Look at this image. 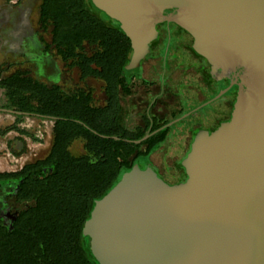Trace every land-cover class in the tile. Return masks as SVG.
I'll list each match as a JSON object with an SVG mask.
<instances>
[{"label": "water", "instance_id": "95a60500", "mask_svg": "<svg viewBox=\"0 0 264 264\" xmlns=\"http://www.w3.org/2000/svg\"><path fill=\"white\" fill-rule=\"evenodd\" d=\"M130 38L128 71L173 17L215 68H244L233 118L200 132L170 185L137 165L101 200L85 225L100 264H264V0H91ZM146 135L143 139L147 138ZM137 140V142H141Z\"/></svg>", "mask_w": 264, "mask_h": 264}, {"label": "trees", "instance_id": "16d2710c", "mask_svg": "<svg viewBox=\"0 0 264 264\" xmlns=\"http://www.w3.org/2000/svg\"><path fill=\"white\" fill-rule=\"evenodd\" d=\"M166 13L164 18L171 24L173 19L168 18L174 14ZM41 18L46 27L52 26L48 50L65 61L72 59L85 75L113 76L107 90L110 100L106 106H94L86 90L69 94L60 85L41 82L26 72L6 77L0 72L5 107L17 112L19 120L24 114L55 120L54 143L46 157L17 171L0 172V187L5 182L14 185L5 207L16 213L11 222L0 217V264H100L85 233L87 221L97 202L133 169L137 159L161 148L168 130L156 131L159 127L154 126L134 134L120 123L119 93L131 90L126 66L133 49L119 22L96 10L91 0H44ZM159 27L165 30L167 46L177 43L167 34L173 29L162 23ZM86 44L98 48L90 55ZM147 133H151L147 139L136 142ZM78 138L85 141L86 150L79 156L70 150Z\"/></svg>", "mask_w": 264, "mask_h": 264}, {"label": "flooded vegetation", "instance_id": "af4514ba", "mask_svg": "<svg viewBox=\"0 0 264 264\" xmlns=\"http://www.w3.org/2000/svg\"><path fill=\"white\" fill-rule=\"evenodd\" d=\"M43 1L44 0H7V7L0 10V30L2 33H4L3 43H4V46L8 48V50L10 51V54H13L14 56L17 54H21L23 56V59H21L22 61L21 65H25L28 63L34 66L36 65V67L38 68L37 73L40 77L45 78L47 76L48 78H52L53 83L51 85H54V84L59 85L62 77L60 74L57 75L59 64L51 55V52L54 50H48L47 44L49 42H46L44 38H42V34L46 33L47 31V27L41 18V5ZM176 11H177L176 9L172 10V14L175 15ZM35 12H37L36 15H35ZM164 15H168V13L164 12ZM38 19L41 22V27H38L37 25ZM156 29L158 31V35L154 39L155 41L153 40L150 43V50L148 54L141 60L140 66L137 69L130 71L131 74L128 75V76H131L130 92H126L125 89L120 90L119 98H120V104L122 108L120 123L124 129H127L133 132L134 134L141 133L142 131L141 129L143 127L142 124H138L137 126L133 127V126H129V124L126 121V113H127L126 99L129 97H133V96L137 97L139 95L138 93L140 89L142 88L148 91L154 85H156L155 81L149 74V71L147 73V70H146L147 64L154 65V63L156 62L158 63L160 62L164 67H166L174 57H178L180 55L182 58L188 60L189 62L188 66H184V70L186 71L189 68V66H192L193 68H195L196 72L199 74L198 81H195L193 83V86L195 88L191 86V84L189 83L187 84L181 83L180 85H178L179 94L182 100L180 114L173 117L171 120H165L163 122H160V119L158 118V116L154 114L152 111V109L154 108L156 104V99L158 95H160L161 93L163 94L165 91H167L169 87L168 81L170 79V74L163 73L161 75L160 92L159 94H156L154 96V99L148 104L146 108V116L142 117V120L144 122L143 124L144 131L150 130L154 126L159 127L156 131L164 130V129L168 130L165 135V139L162 143L163 145L170 134V131L172 128L170 124L190 114L193 110L197 108H199V111H200L202 110L204 106L215 104L217 100H219L220 98H223L221 101L220 100L219 101L221 102L220 104L227 107L228 113L222 117H219L216 115L217 117L214 119V122L211 125H209L207 128L204 127L202 123L200 124L199 122H195L194 119L192 120V123L190 126H189L190 120L189 122H186L183 124V131H186V138L184 140L185 141L184 146H186L188 149L194 142L195 132L196 134H199L201 131L206 130L208 132L211 131V133H213L214 131H216L223 125L222 123L225 124L232 120L233 113L236 107V103L240 95L239 87L243 89L242 93L246 89L241 79L242 75L244 74V68L242 67H240L241 69L229 68L227 70H224L222 68H215L206 57L202 56L195 50L194 38L186 30H181L180 28L176 27L175 34L180 39H182V41L173 43L167 46V44L164 42V34H165L164 28L159 27V23H158L156 25ZM171 55H173L172 59H170ZM193 56L195 58L191 60V57ZM68 61H72L71 65L73 67L77 66L76 64L73 65L74 61L72 59ZM18 62L13 63L14 65L13 68L16 69L17 66H20L19 63L21 62L19 63ZM93 67L96 69L97 68L101 69L95 64H93ZM10 72L15 73L18 71L13 69ZM21 72H26V71H21ZM212 72L215 74V78H218V80L216 79L218 82H220L222 79H225V80L230 79L229 81V84H230L231 80L235 79V82L221 94L219 99H217V97L215 98V97H210L209 95H206V93L200 90L198 87L199 83H204L205 78L209 79V77H214ZM26 73L27 75L32 76L41 82L46 83L45 81L41 80L40 77L38 78L36 76H33L29 72H26ZM112 77L113 76L109 73H105L102 77L95 76L93 74H86L85 78L92 80V82L99 81L102 84V89L104 93V103L102 105L94 104V91L92 90L91 87H94L95 83L90 84L91 89L87 90V92H91L92 94V104L94 106H106L109 103L110 97H109V93L107 90L112 80ZM217 81H216V85L218 83ZM122 88L124 87L122 86ZM216 95L217 94H215V96ZM191 96H193V98H196V99L202 97L200 104L191 106L189 103ZM6 109L12 112L13 114H15L19 118L17 112L7 107ZM173 115H176V112H174ZM22 118H23V121L19 122V124L22 126H23V123L26 122L25 121L26 119H30V121L33 123L29 127L24 126L25 130H28L31 133H32L31 130H33L32 126L35 125L34 121L39 120V119L40 120L45 119V120L52 122L51 131H54L55 120L53 118L42 117V116H37V115H28V114H24ZM187 126L191 127L189 131H187V128H188ZM40 127L41 126H39V128ZM146 135L150 136L151 133L145 134L143 138ZM13 153L19 157V161L17 163H14L15 166L18 168L10 170V171H17L21 169L20 168L21 161H22L21 154L18 155V153L15 151H13ZM152 155H151V164H153V166L151 167L160 175L161 178H163L167 183H169L164 177L163 172H164L165 165H168L170 163H165L164 165H157L152 159ZM175 161L176 159L173 161V163ZM148 166H144V167H148ZM155 167L156 168L159 167V168L156 169ZM173 174L179 178V183H176V184L184 183L188 180V174L185 168L181 167L178 170L176 169L173 172ZM176 184L171 183L170 185H176ZM7 204H8L7 201L1 204L0 217L4 218L7 222H11V220L16 216V213L14 212L13 209L9 207H5L7 206Z\"/></svg>", "mask_w": 264, "mask_h": 264}, {"label": "rangeland", "instance_id": "374dc122", "mask_svg": "<svg viewBox=\"0 0 264 264\" xmlns=\"http://www.w3.org/2000/svg\"><path fill=\"white\" fill-rule=\"evenodd\" d=\"M165 12H170L172 13V10L168 9L165 10ZM37 12H35L36 15ZM175 20L173 19L171 21V24H168L166 22V19L164 17L158 18L157 23H162L164 27H170L173 29L171 32L168 31L167 34L171 33L173 36V42L177 41L180 42L182 39H180L176 34H175ZM38 27H41V22L38 19ZM51 29L52 26L47 27L46 33L42 34V38L46 42L51 41ZM169 36V35H167ZM97 45H92V44H86L85 46V52L88 54H92L97 50ZM51 55L53 58L58 62L59 68L57 70V75H61V82L59 83L62 91L65 93L69 94H75L78 93L80 90H89L92 88L94 91V104L95 105H102L104 103V93L102 89V84L97 81H93L90 79L85 78V74L83 70H81L79 67L75 66L73 67L71 65L72 61H65L62 59L61 56H59L56 51H52ZM173 55H171L170 59H172ZM195 57H191V60L194 59ZM189 59V58H188ZM190 60V59H189ZM21 62V63H19ZM19 65L17 66L16 69L13 68L14 70L17 71H26L29 72L31 75L40 77L38 75V68L36 65H32L30 63L21 65L22 61H19ZM24 64V63H23ZM17 65V64H15ZM189 62L188 60L182 58L180 55L178 57H174L170 63L164 67L160 62L152 64H147L146 65V70L147 73L149 71V74L155 81L156 85H154L150 90L146 91L144 88L140 89L139 95L137 97H129L126 99V108H127V113H126V121L129 124V126H137L138 124H142V131L144 128V122L142 120V117L146 116V108L148 104L154 99V96L156 94H159L160 92V83H161V75L164 74H170V79L168 81L169 87L167 91H165L163 94L161 93L158 95L156 99V104L154 108L152 109L153 113L158 116L160 119V122H163L165 120H171L173 117L177 116L180 114V108H181V97L179 94V88L178 85L181 83H189L191 86H193V83L195 81H198V73L196 72L195 68L192 66H189V68L185 71L184 66H188ZM235 68H240V66H236ZM8 67L5 68L7 70ZM12 71V70H10ZM8 75L9 72H6ZM213 73V72H212ZM214 77H209V79L205 78L204 83H199L198 87L200 90L206 93V95H209L210 97H219L221 94L227 90L228 87H230L234 82L235 79L231 80V83L229 84V80L222 79L220 82H218V78H215V74L213 73ZM212 76V75H211ZM54 77V76H53ZM41 80L45 81L47 84H52L53 80L52 78H48L47 76L45 78L40 77ZM57 78V77H56ZM55 78V79H56ZM217 79V80H216ZM216 81L218 82L216 85ZM95 83L94 87L90 88V84ZM194 87V86H193ZM195 88V87H194ZM166 90V89H165ZM240 94L242 93L243 89L239 87ZM227 93V92H226ZM215 94H217L215 96ZM227 96V94H226ZM6 97V96H5ZM5 97L2 96L0 99V104L5 107ZM189 98V97H188ZM223 98H220L219 100L221 101ZM7 100V99H6ZM202 100V97L200 98H193V96L190 97V105H198L200 104ZM217 100L215 104L204 106L202 110L199 111V108L193 110L190 114L182 117L181 119L174 121L171 125V131L170 134L165 141V143L159 148L153 155L152 159L157 165H164L165 163H170L168 165H165L164 167V172L163 175L166 178V180L171 184H176L179 183V178L173 174V172L183 166L184 161L189 159L191 153L193 152L194 149V144L197 141L198 134H194V142L192 145L187 149L186 146H184V140L186 138V131H183V124L186 122H189V126L192 123V120L194 119L195 122H199L200 124L204 127H208L214 122V119L219 116L222 117L225 114L228 113L227 107L223 106L220 104L221 102ZM190 106V107H191ZM217 107V109H216ZM174 112H176V115H173ZM215 114V115H214ZM217 115V116H216ZM5 117L4 113H0V121L1 119H4ZM16 118L14 117V120ZM14 122V121H13ZM33 124V123H32ZM34 124L32 126L33 130H31L35 135L38 137L37 140L32 139L31 142V147L36 149L34 157L36 156H41L43 155L42 152L45 150L47 151L48 145H44L51 137V130H52V122L48 121L47 123H44L42 120H35ZM224 124V123H222ZM39 126H41L39 128ZM46 126V127H45ZM187 126V131L190 130L191 127ZM46 130V131H44ZM140 130V131H141ZM141 131V132H142ZM201 132H207L211 134V131H206L203 130ZM190 133V132H189ZM190 135V134H189ZM85 141L82 138H78L74 140L70 146V150L74 155H83L86 153V150L84 148ZM15 148V146H14ZM38 148H42V151L37 154ZM13 152V149H4V153L7 152ZM5 155V154H4ZM6 156V155H5ZM34 157H31L34 158ZM176 159V161L173 163V161ZM137 166L139 167H144V166H153L151 164V156H142L139 159H137ZM8 166L9 170L16 169L18 167L15 166L14 163L8 160ZM20 166V165H19ZM156 168V167H155ZM157 167L156 169H158ZM132 170V169H131ZM130 170V171H131ZM129 172V171H128ZM13 183L10 182H5L4 186L0 188V206L3 202L6 201L5 198H7L8 194L11 192L10 190L14 189Z\"/></svg>", "mask_w": 264, "mask_h": 264}, {"label": "crops", "instance_id": "0c3cea01", "mask_svg": "<svg viewBox=\"0 0 264 264\" xmlns=\"http://www.w3.org/2000/svg\"><path fill=\"white\" fill-rule=\"evenodd\" d=\"M6 7L7 0H0V10ZM3 40L4 33H2L0 30V72L2 74V77H6L13 73L10 72V70H13V63L21 61V59H23V56L21 54H17L15 56L13 54H10L8 48L4 46ZM6 67H8L7 70H5ZM6 72H9L8 75H6ZM2 96L5 97V90L3 88H0V99ZM5 101H7L6 97ZM0 113L5 114V117H3L4 119H1L0 121V172H10L8 166V160L10 159V157L7 156L8 152L4 153V149L11 148L13 149V151L17 152L18 155L21 154L22 161L20 168L30 162H34L38 159L44 158L50 153L54 143V131H51L50 139L44 144L45 146L49 144L47 151L45 150L44 152H42L43 155L41 156L34 157V155H36V149L31 147V142L32 139L37 140L38 137L35 136L33 132L31 133L30 131L25 130L24 126L19 124V122L23 121L22 117L19 120V118L15 114L7 110L6 107L2 106L1 104ZM14 117L16 118L15 120ZM41 151L42 148H38L37 154ZM31 157L34 158L31 159ZM3 186L4 185H2V187Z\"/></svg>", "mask_w": 264, "mask_h": 264}, {"label": "built area", "instance_id": "2783aa9c", "mask_svg": "<svg viewBox=\"0 0 264 264\" xmlns=\"http://www.w3.org/2000/svg\"><path fill=\"white\" fill-rule=\"evenodd\" d=\"M26 122L25 123H23V126H27V127H29L31 124H32V122L30 121V119H26L25 120ZM42 121L44 122V123H47L48 122V120H45V119H42ZM7 156L8 157H10V161L12 162V163H17L18 161H19V157L17 156V155H15L13 152H8L7 153Z\"/></svg>", "mask_w": 264, "mask_h": 264}]
</instances>
